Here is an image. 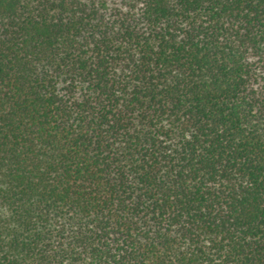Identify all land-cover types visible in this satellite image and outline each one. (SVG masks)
<instances>
[{
	"label": "trees",
	"instance_id": "16d2710c",
	"mask_svg": "<svg viewBox=\"0 0 264 264\" xmlns=\"http://www.w3.org/2000/svg\"><path fill=\"white\" fill-rule=\"evenodd\" d=\"M0 264H264V0H0Z\"/></svg>",
	"mask_w": 264,
	"mask_h": 264
}]
</instances>
